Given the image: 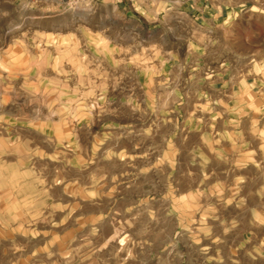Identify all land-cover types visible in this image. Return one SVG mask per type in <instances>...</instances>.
<instances>
[{"label": "rangeland", "instance_id": "374dc122", "mask_svg": "<svg viewBox=\"0 0 264 264\" xmlns=\"http://www.w3.org/2000/svg\"><path fill=\"white\" fill-rule=\"evenodd\" d=\"M241 10L193 33L108 0H0V264L253 263L264 1Z\"/></svg>", "mask_w": 264, "mask_h": 264}, {"label": "crops", "instance_id": "0c3cea01", "mask_svg": "<svg viewBox=\"0 0 264 264\" xmlns=\"http://www.w3.org/2000/svg\"><path fill=\"white\" fill-rule=\"evenodd\" d=\"M104 1V0H103ZM115 11L124 18L139 17L152 22V29L164 28V21L169 28H182L188 23L193 33L206 29L207 32L223 30L227 32L225 24L230 18L241 16L244 6L260 9L264 0H108ZM167 19V20H165ZM156 30V31H157ZM189 43V41H187ZM222 71L221 78L213 81V85H220V90L230 93L234 85L229 88L223 80L226 70ZM231 84V82H230ZM263 238H261V242ZM262 244V243H261ZM264 247L252 251V264H264Z\"/></svg>", "mask_w": 264, "mask_h": 264}, {"label": "built area", "instance_id": "2783aa9c", "mask_svg": "<svg viewBox=\"0 0 264 264\" xmlns=\"http://www.w3.org/2000/svg\"><path fill=\"white\" fill-rule=\"evenodd\" d=\"M50 1H58V2H62L64 0H50ZM89 1H95V0H89ZM97 1V0H96Z\"/></svg>", "mask_w": 264, "mask_h": 264}]
</instances>
